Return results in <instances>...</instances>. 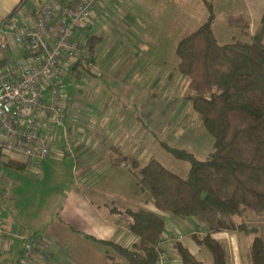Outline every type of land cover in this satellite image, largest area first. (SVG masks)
<instances>
[{
    "label": "crops",
    "instance_id": "obj_1",
    "mask_svg": "<svg viewBox=\"0 0 264 264\" xmlns=\"http://www.w3.org/2000/svg\"><path fill=\"white\" fill-rule=\"evenodd\" d=\"M23 2L25 0H0V21L10 18L9 16L12 17L13 11L22 7ZM212 2L215 20L224 6L229 9L230 17L241 18L244 23H259L264 11V0H212ZM141 3L142 0H103L94 11L95 18L98 20L100 14L110 9L117 8L123 12L128 10V14L122 12L121 17L118 16L115 20L119 26H123L120 29L127 26L135 32L143 21L139 16L134 17L135 9ZM124 5H127L128 9H122ZM39 9V5H35L25 13L27 24L31 23L33 13ZM93 22L79 29L78 33L85 38L87 33L85 28L90 26L92 32ZM126 30L124 28V32ZM130 33L133 35L132 32ZM124 43L129 45L127 47L129 51L134 49L133 43L127 37ZM148 48L145 46V50ZM140 62L139 65L134 64L127 78L128 83H124L125 90L129 94L126 98H122L124 100L102 96L97 89L99 86L97 82L88 80L85 75L76 77L75 73L69 70L68 77L61 84L67 135L66 138L62 136L56 138L53 153L60 156L71 155L74 163L71 165L70 175L60 168L62 166L60 161L56 165V161H46L47 167L43 166L41 173L46 168L52 167L56 170V174H61L58 192L50 197L53 201L49 199L47 202L48 210L39 213L40 211L35 210L33 202L19 203L21 201H18L16 197L21 198L23 192L21 193L14 185L11 187L2 185L6 177L3 158L7 153L1 156L0 230L8 237L0 245L1 264H21L24 244L18 238L19 232H22L25 238L42 235V238L48 242L35 249L37 264H64L63 249L67 254L66 261L70 264H111L107 257L108 247L105 241L119 242L128 247L135 243L137 238L128 227L129 219L124 220L121 215L123 213L117 212L115 208L148 209L154 212L155 210L149 206L146 190L138 185L134 174L124 162L120 161L123 157H127V146L122 142V138L127 134L126 130H131V124L128 123L130 114L134 115L137 112V121L139 120L145 129L155 124L154 128L157 131L153 133L157 135L166 130L169 121L173 119L172 114L175 110L171 107L168 115L161 118L162 111L167 107L161 108L159 105L162 101L158 102L151 95L148 96L147 89L158 88L163 78L158 77L159 70H155L157 74L153 79L147 78L146 72L155 65L148 61L145 64L144 59ZM136 68L139 70H135ZM126 69L127 67L124 70ZM132 71L138 72L133 75L135 77L132 76ZM116 84L117 80L110 81V85ZM177 118L176 116L175 119ZM164 120L166 122H162ZM158 121H160L159 124H156ZM66 141L75 142L71 144L72 153L63 151L67 149ZM117 154H120L121 158L117 157ZM5 165L19 170H29L28 161H20L13 157L9 158ZM116 215H120L122 220L116 218ZM159 215L166 221L162 239L171 241L168 246L170 264H181L177 254L178 242H181L199 259L207 262L212 260L210 251L199 245L193 238L194 234L203 233L199 231L200 224L195 219L183 220L169 212ZM250 222L254 221L250 220ZM178 231L180 233H177ZM178 235H182L183 238L175 241ZM187 236L191 239L188 240ZM212 236L224 243L229 264H251L248 259L250 236L241 231L227 230L212 233ZM49 244H51V250L47 252ZM55 248L60 253L58 257L55 256Z\"/></svg>",
    "mask_w": 264,
    "mask_h": 264
},
{
    "label": "trees",
    "instance_id": "obj_2",
    "mask_svg": "<svg viewBox=\"0 0 264 264\" xmlns=\"http://www.w3.org/2000/svg\"><path fill=\"white\" fill-rule=\"evenodd\" d=\"M203 2L204 22L185 32L177 44V70L188 81L187 97L200 124L213 137V150L199 159L186 149L164 143L190 162L185 176L156 158L145 165L128 157L120 161L150 193L158 209L200 224L203 233L193 238L210 251L212 260L199 259L178 242L181 264H229L224 243L212 236L224 230L250 236L248 259L251 264H264V236L258 226L249 223L264 218V11L253 32L222 44L214 30L213 2ZM85 30L94 54V37L97 42L102 37L91 32L90 26ZM1 52L0 66L10 63L12 50ZM86 71L90 72L80 63L71 66L76 77ZM115 210L129 216L128 227L137 240L129 247L105 241L110 263L158 264L165 219L148 209Z\"/></svg>",
    "mask_w": 264,
    "mask_h": 264
},
{
    "label": "rangeland",
    "instance_id": "obj_3",
    "mask_svg": "<svg viewBox=\"0 0 264 264\" xmlns=\"http://www.w3.org/2000/svg\"><path fill=\"white\" fill-rule=\"evenodd\" d=\"M23 3L22 7H18L13 11L12 17L20 22L27 23L25 13L32 9L33 6L39 5V2L38 0H25ZM126 6L124 5L122 9H128V6L127 8ZM205 8L201 0H142L138 8H133L135 9L134 17L137 18L139 16L143 19L142 24H139L140 27H137L138 31H135L136 33L127 26H124L127 29L124 32V28L120 29L123 26H119L116 22L115 18L121 17L123 10L119 11L115 8V10L110 9L100 14V18L92 23V32L102 36L98 42L95 37L93 41L94 62L100 66L102 74L95 75L91 72H85V77L88 80L97 82L99 85L97 89H99V93L102 96L124 100L122 98H126L129 95L125 90L124 83H128L127 78L134 64L139 65L141 63L140 60L143 61L144 59L145 64L148 61V63L152 62L155 65L154 68L146 72L147 78L153 79L159 73L160 76L158 77L163 78V81L154 90L148 88V96L151 95L158 102L162 101L159 105L161 108L167 107L166 110L162 111V117L159 116V118H164L168 115L171 107L175 108L172 114L173 119L169 121L165 131L156 135L153 133L157 131L154 128L155 124L145 129L139 120L137 121L138 113L130 114L128 123L131 124V130H126L127 134L123 136L122 142L127 146L126 156L128 158L137 160L142 165H145L152 158H156L167 168L183 176L188 173L190 162L173 154L164 146V143L186 149L194 153L199 159H205L213 150V137L200 124L198 114L193 111L191 101L187 97L190 93L188 81L177 70L178 58L176 53L177 44L181 36L204 22L207 16ZM123 13L128 14V10ZM229 13L228 8L222 7L217 19L214 21L218 42L222 44L235 41L247 31L253 32L258 25V23H244L241 18L230 17ZM136 25L138 26V24ZM125 36L133 43L134 49H131V51L127 48L129 45L124 43ZM3 40L4 36L0 31V57L2 56L1 46ZM145 46L149 48L145 50ZM9 47L12 50L11 62H20L24 57L22 45L10 38ZM126 67L127 69L124 70ZM155 70H159V72L157 71L156 73ZM132 73L133 76L138 72L132 71ZM120 74L121 77L119 78ZM111 80H117V84L114 86L110 85ZM176 116L178 117L177 119H175ZM159 122L156 124H159ZM162 122H166V120ZM74 141L70 143V146L75 143ZM11 157L20 161H27V156L24 154L7 152V155L3 158L6 177L2 181V185L9 187L14 185L21 193L23 192L21 198L19 196L16 197L19 199L18 201H21L19 203L33 202L35 210L40 211L39 213L45 212L48 210L47 202L49 199L53 201L50 197L58 192V186L60 185L58 182L61 174H56V170L52 167L46 168L41 173L43 166L47 167L46 161H56L55 165L60 161L62 165L60 168L70 175L72 171L71 165L74 163L73 156H60L53 153L42 160V166L38 170H31L29 166V170H19L6 166L5 163ZM117 157L121 158V155L117 154ZM145 193L149 196V206H152L157 214H163L164 211L158 209L153 203L150 193L148 191H145ZM115 205L118 204L115 203ZM121 215L124 220L129 219L127 214ZM119 216L116 215V218L121 219ZM252 221L254 222L249 220V223L258 226L264 236V218L253 219ZM177 233H180V231ZM190 239L191 237L188 240ZM43 241V243H48L46 240ZM34 248H39V244H34ZM50 248L51 244H49L47 252H50ZM55 250L56 255H54L58 257L60 253L57 252L56 248ZM63 255L65 256V259L62 257L63 263L70 264L66 261L67 254L64 249Z\"/></svg>",
    "mask_w": 264,
    "mask_h": 264
},
{
    "label": "built area",
    "instance_id": "obj_4",
    "mask_svg": "<svg viewBox=\"0 0 264 264\" xmlns=\"http://www.w3.org/2000/svg\"><path fill=\"white\" fill-rule=\"evenodd\" d=\"M102 1L38 0L40 9L33 13L31 23L14 17L0 21L1 49H8L12 38L24 52L20 62L0 66V158L7 152L21 153L27 156L31 170H38L42 160L54 152L56 138H66L61 84L74 63L102 74L86 37L78 33L97 20L94 11ZM66 146L63 151L72 153L67 141ZM7 238L0 230V245ZM18 238L24 244L20 263L37 264L34 244L43 245L42 236L25 238L19 232ZM182 238L178 235L174 240ZM170 242L159 241L158 264H170Z\"/></svg>",
    "mask_w": 264,
    "mask_h": 264
}]
</instances>
